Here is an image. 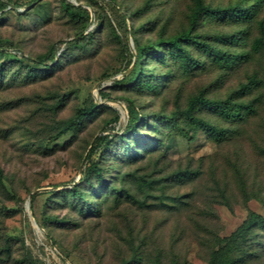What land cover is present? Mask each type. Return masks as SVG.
<instances>
[{
    "label": "rangeland",
    "instance_id": "1",
    "mask_svg": "<svg viewBox=\"0 0 264 264\" xmlns=\"http://www.w3.org/2000/svg\"><path fill=\"white\" fill-rule=\"evenodd\" d=\"M61 1L0 0V264H209L249 212L264 217V50L240 57L261 37L264 0H202L244 12L203 14L194 30L195 0H66L89 13L81 33ZM183 33L188 66L162 44ZM132 39L161 44L138 83L117 87L135 63ZM51 46L42 70L33 61ZM192 99L252 111L197 106L227 131L216 140L180 114ZM241 243L234 257L264 264L263 231Z\"/></svg>",
    "mask_w": 264,
    "mask_h": 264
},
{
    "label": "trees",
    "instance_id": "2",
    "mask_svg": "<svg viewBox=\"0 0 264 264\" xmlns=\"http://www.w3.org/2000/svg\"><path fill=\"white\" fill-rule=\"evenodd\" d=\"M4 3L0 2V11L2 10ZM61 8L63 11L70 17V18H80L82 20V27L79 30L81 33L82 29L88 24L89 22V13L87 10L80 9L76 7L72 3L67 2L66 0L61 1ZM244 12L243 8L235 7V8H217L211 9L207 8L203 5L202 0H195V8L193 10L192 16L190 18V25L191 30H194L197 26V23L203 14H209L211 16H220L226 14H241ZM133 40L134 48H135V63L131 69V71L124 76L119 81H116L115 86L117 87H124V86H132L135 83H138L143 77V72L140 70V65L142 59L144 57H151L157 55V48L160 46V41L156 44H147L145 46H140L135 39ZM186 40V34L183 33L177 37H173L170 40L164 41L162 44L166 46L167 52L172 57H177L181 59V62L184 66H188V64H193V61L190 59L188 54L181 48L180 42ZM219 41H232L226 37H217ZM88 42V37L83 36L76 40L78 45H85ZM1 43V41H0ZM62 44V43H61ZM196 45L211 56L215 61L219 63H226L229 60V57L222 53L220 50L211 47L205 43L197 42ZM158 46V47H157ZM264 50V29H261V37L256 39L252 45L251 50L249 52H244L241 54L240 57L243 59H247L251 53L259 52ZM50 57L43 55L33 62L37 67L42 70L50 69V65L47 62L53 59L55 49L54 46L49 48ZM207 106V107H215L217 108L222 115L227 118H239L242 113L251 112L252 106L248 103H230L227 100L223 101H210L205 99H192L186 109L180 112L183 116L184 120L188 121L190 124L199 127L200 129L204 130L209 137H212L216 140L222 139L227 131L222 128L215 127L195 116V108L197 106ZM90 111V109H89ZM129 115L131 117L132 123L137 122L138 117L134 112L132 107H129ZM88 111H79L77 114V119L82 120L86 115H88ZM156 120L171 123L174 128L177 130L180 136L186 137V133L179 129L174 122L173 118L164 114H157L155 115ZM118 117H115V121ZM134 131V130H133ZM122 136V135H121ZM98 172V169L95 166H89L87 169V174ZM70 193L74 197H80V193L76 190L75 186L71 188ZM254 229H258L264 232V217L254 213L249 212L247 218L243 221V223L228 237L223 239L225 245L218 251H214L211 256V261L209 264H243V259L241 257H234L232 255V250L237 248L238 244H241L244 241L247 234H249ZM153 264H161L158 260H156Z\"/></svg>",
    "mask_w": 264,
    "mask_h": 264
}]
</instances>
